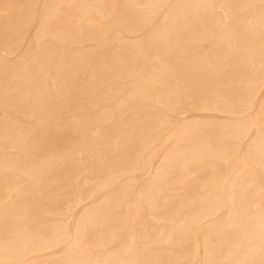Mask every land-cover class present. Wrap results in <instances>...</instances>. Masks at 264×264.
<instances>
[{"label": "bare ground", "instance_id": "bare-ground-1", "mask_svg": "<svg viewBox=\"0 0 264 264\" xmlns=\"http://www.w3.org/2000/svg\"><path fill=\"white\" fill-rule=\"evenodd\" d=\"M0 264H264V0H0Z\"/></svg>", "mask_w": 264, "mask_h": 264}]
</instances>
